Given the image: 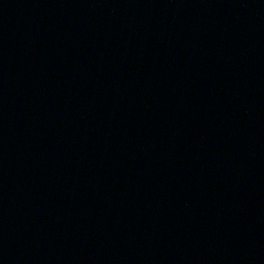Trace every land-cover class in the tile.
I'll list each match as a JSON object with an SVG mask.
<instances>
[{
    "label": "water",
    "instance_id": "95a60500",
    "mask_svg": "<svg viewBox=\"0 0 264 264\" xmlns=\"http://www.w3.org/2000/svg\"><path fill=\"white\" fill-rule=\"evenodd\" d=\"M0 264H264V0H0Z\"/></svg>",
    "mask_w": 264,
    "mask_h": 264
}]
</instances>
